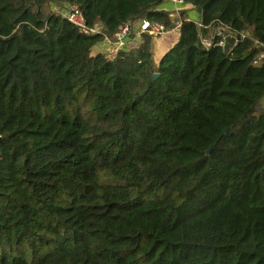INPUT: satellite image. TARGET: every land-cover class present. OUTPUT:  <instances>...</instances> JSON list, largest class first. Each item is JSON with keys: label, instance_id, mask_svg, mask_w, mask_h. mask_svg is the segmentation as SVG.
I'll return each instance as SVG.
<instances>
[{"label": "trees", "instance_id": "16d2710c", "mask_svg": "<svg viewBox=\"0 0 264 264\" xmlns=\"http://www.w3.org/2000/svg\"><path fill=\"white\" fill-rule=\"evenodd\" d=\"M165 1L0 0V264H264V0L57 9Z\"/></svg>", "mask_w": 264, "mask_h": 264}, {"label": "built area", "instance_id": "2783aa9c", "mask_svg": "<svg viewBox=\"0 0 264 264\" xmlns=\"http://www.w3.org/2000/svg\"><path fill=\"white\" fill-rule=\"evenodd\" d=\"M183 3L182 0H175ZM64 17H66L73 25H75L79 32L85 35L100 34L104 36V44L106 45V56L108 59H114L118 52L127 46L128 38L132 33V25H125L114 36L109 37L105 34L104 29L101 26L90 27L85 21L83 12L77 5H65L63 9L58 10ZM141 33H148L152 36H160L167 32L164 25L160 23H153L149 20H143L140 25ZM222 35V39L218 42V45L225 46L228 34L219 32ZM203 43L206 47L214 45L212 38H203Z\"/></svg>", "mask_w": 264, "mask_h": 264}, {"label": "crops", "instance_id": "0c3cea01", "mask_svg": "<svg viewBox=\"0 0 264 264\" xmlns=\"http://www.w3.org/2000/svg\"><path fill=\"white\" fill-rule=\"evenodd\" d=\"M163 10H167L171 12L172 17L175 19V22L177 25H175V28L170 31V34H177L179 36V30H180V11L182 10H191L188 12V16L190 20H195L199 22L201 20L200 14L192 10L191 6L188 4L181 3L180 1H175V0H166L164 4L161 7ZM140 22H137L132 30L131 35L129 36L127 46H134L139 44L141 41V31H140ZM104 46V49L102 48ZM155 48L153 47V51L158 52L161 54V57L165 54L166 51H168L172 45H168L166 41L159 42L158 44L154 45ZM106 50V45L104 43L99 44L98 46L95 47V52H104ZM154 53V52H153Z\"/></svg>", "mask_w": 264, "mask_h": 264}, {"label": "rangeland", "instance_id": "374dc122", "mask_svg": "<svg viewBox=\"0 0 264 264\" xmlns=\"http://www.w3.org/2000/svg\"><path fill=\"white\" fill-rule=\"evenodd\" d=\"M60 7L61 6H57V9L58 10L63 9L62 7H64V5L61 8ZM178 39H179V36L177 34H170L169 32H166L163 35L154 36V39H153V47L155 48L154 45H156V44H158L159 42H162V41H166V43L168 45H172L173 46L178 41ZM102 48L104 49V46H102ZM153 52H154V60H155V63L158 64V62L162 58L161 57V54H159L156 51H153Z\"/></svg>", "mask_w": 264, "mask_h": 264}, {"label": "water", "instance_id": "95a60500", "mask_svg": "<svg viewBox=\"0 0 264 264\" xmlns=\"http://www.w3.org/2000/svg\"><path fill=\"white\" fill-rule=\"evenodd\" d=\"M140 25H141V22H140ZM155 79L159 77V74H154L153 76ZM209 153H210V150H209Z\"/></svg>", "mask_w": 264, "mask_h": 264}]
</instances>
